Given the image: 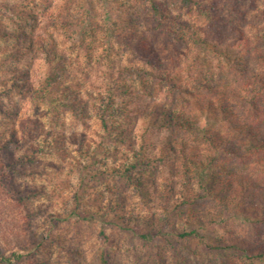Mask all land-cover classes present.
<instances>
[{
	"label": "trees",
	"instance_id": "trees-1",
	"mask_svg": "<svg viewBox=\"0 0 264 264\" xmlns=\"http://www.w3.org/2000/svg\"><path fill=\"white\" fill-rule=\"evenodd\" d=\"M175 1L185 14L193 16L198 12L199 21H183V15H175L164 0L146 1L156 28L174 45V68H163L160 55L151 48L150 33L140 30L127 15L121 16L124 29L117 33L116 44L124 47L130 56L138 54L161 80L177 86L178 92L174 90L171 99L182 104L181 112L150 103L145 95L132 90L123 97L118 93L122 77L104 70L98 91L90 94L88 102L73 85V74L83 64L67 57L54 39L38 38L41 40L38 43L31 39L23 47L12 48L14 59L24 66L15 71L9 83L2 84L0 114L10 112L5 109L4 99L14 92L27 98L32 107L37 108L43 102L51 113H69L73 122L82 126H87L93 107L98 112L97 122L102 131L96 130L100 137L97 140L83 130L69 135L42 128L30 117L22 119L20 124L10 116L0 119L5 132L0 133V264H52L51 259L38 254L65 214L57 211L47 215L49 210H43L39 199L51 193L45 186L31 182L37 176L49 175L48 168L55 166L50 157L76 160L75 167L83 174L86 168V172L96 173L102 179L126 178L135 191L157 199V214H162L160 225L170 224V215L181 219L182 224L174 225L171 234L153 228L143 233L137 228L153 227L150 219L154 220L156 215L138 220L122 210L123 201L102 205L103 213L120 216L127 230L144 241L164 239L172 245L196 240L222 256L240 252V258L250 262L264 261V51L252 47L260 37L257 33L260 25L251 21L245 11L227 15L228 4L222 1ZM226 26L233 29L231 39L220 36L219 27ZM87 57L91 66L104 62L103 55L93 54L91 50ZM205 67L218 73L217 84L202 77ZM65 74L72 79L69 76L65 81L61 78ZM115 97L122 99L121 102ZM120 117L125 124L118 123ZM203 118L207 120L203 122ZM138 120H143L144 126L133 127ZM183 133L187 135H182L185 138L170 137ZM106 138L120 143L117 150L121 154L129 150L132 156H127L123 164L118 163L121 158L116 156L107 169L95 166L99 150L110 146L103 145ZM81 159L92 165L82 163ZM142 165L155 170L167 168L176 186L171 188L167 180L172 178L167 179L159 191L152 193V185L144 184L141 175H137ZM58 194L59 203L69 202L72 206L66 196ZM71 199L78 206L81 204L75 185ZM207 206L210 208L206 213ZM68 212L73 216L77 209ZM89 218L93 219L94 214ZM206 225H219L226 236L213 244L207 243L200 233V228ZM100 234L106 236L104 231ZM26 235L27 239L21 241ZM175 246H172L174 250ZM186 249V246L180 248L184 253ZM110 256L102 248L96 261L113 264Z\"/></svg>",
	"mask_w": 264,
	"mask_h": 264
},
{
	"label": "rangeland",
	"instance_id": "rangeland-1",
	"mask_svg": "<svg viewBox=\"0 0 264 264\" xmlns=\"http://www.w3.org/2000/svg\"><path fill=\"white\" fill-rule=\"evenodd\" d=\"M146 1L0 0V88H2V84L10 82L17 69L24 66L16 62L11 52L12 48L15 49L17 45L23 47L31 39H35L38 43L41 40L44 41V38H51L64 50L67 57L83 64L79 67L80 70L73 74L75 79L73 85L79 91L81 98L86 101L91 98V93L98 91L97 85L103 80L101 71L104 70L106 72L112 71L122 77V84L121 87H118V93L123 97L127 91L132 90L145 95L150 103L169 106L172 110L177 109L181 112L182 104L171 99V95L178 92L177 86L175 87L172 83L161 80L157 76L156 70L146 65L138 54L130 56L132 54L125 51L124 47L122 48L116 44L118 40L117 33L124 29L121 16L122 14L127 15V17L134 20L140 30L143 29L150 33L151 48L160 55L163 68H174V62L172 61L174 45L168 37L156 28V23L151 19ZM164 1L169 4L175 15H183V21L193 19L198 22V17L201 18L198 12H195L193 16L190 13L181 12L175 0ZM221 1L228 4L226 7L227 15H238L239 12L245 11L244 14L251 21L253 20V22L260 25V30L257 32L260 35L257 41H260V43L255 41L252 47H259L260 51H264V0H240L239 3L238 0H234V2L216 0V3ZM233 8L236 11H231ZM219 28L222 31L220 35L222 38L231 39L234 36L233 29L227 26ZM90 50L93 54L103 55L102 60L104 62L100 61V64L96 66L88 65L87 55ZM40 63L38 61L39 65ZM109 63H112V66ZM82 71L85 73L82 74ZM208 71H210L209 67H205L201 71L202 77L206 78L205 81L210 80L211 83L217 84L220 78L218 73L213 69L210 72ZM69 76L71 78V75ZM69 76L65 74L61 78L67 81ZM115 99H118L119 102L122 100L116 97ZM4 106L10 112L0 114L1 120L10 116L11 120L13 119L14 122L20 124L22 119L30 117L35 119L42 128L65 132L69 135L78 134L77 131L83 130L89 137L100 140V137L96 135V130H102L97 122L98 112L93 107L90 108L92 115L89 121L86 122L87 126H82L77 122H73L71 114L59 111L51 113L43 102H40L37 108L32 107L27 98L14 92L9 93L8 97L4 99ZM206 120V118H203V122ZM209 121L216 123L214 119ZM135 122L133 127L144 126L143 120ZM118 123L125 124L124 119L120 117ZM0 133H5L3 127H0ZM182 135L187 136L183 133L170 134V137H184ZM109 144L111 147L100 149L97 153L96 160L98 164L93 163L95 166L107 169L114 163L116 156L119 155L121 158L118 161L120 164L127 161H125L127 156H132L129 150H125L124 154H121L117 150L120 143L114 142L112 138H106L103 142V145ZM50 158L55 166L48 168L49 175L37 176L31 182L45 186L51 193L49 197L39 199L43 203V210H49L47 215H49L48 213L56 214L57 211L65 214V216H62V222L56 224L57 230L53 231V238H48L46 246L42 247L38 254L46 259H51L52 264H98L96 256L102 248L110 253L109 260L113 264H264V261L250 262L244 258L242 259L240 258V252H236V254L227 253L222 256L196 240L191 241L189 244L184 241L173 242L172 245L164 239H157L152 242L144 241L134 235L131 230H127V227L120 220V216L117 217L112 212L108 215L103 213L102 205H107L116 200L120 201L119 203L123 201L125 205L122 210L137 217L138 220L142 217L151 218L149 217L151 214L156 215L154 220L150 219L152 225H154L153 227L145 225L137 228L143 233L153 228V231L154 229H161L167 235L171 234L174 225L180 226L182 224L181 219L172 218V215H170V224L161 223L160 225L159 218L162 217V214H157V204L159 203H157V199L155 200L148 195L135 191L132 182L126 178L110 177L102 179L96 173L86 172V168H84V174L78 172L75 167L77 161L72 158H66L65 160ZM82 163L92 165V162L86 159ZM137 173L138 171L135 172V174ZM139 174L144 184L152 185V193L159 191L162 183L167 179L172 178V181L167 180L171 188L176 186L174 176L170 177L167 168L158 167L155 170L152 167L142 165L139 167L137 175ZM74 185L81 195L79 206L71 199ZM58 193L66 196L73 203L72 206L69 202L66 204L59 203ZM93 193H97L98 196H93ZM75 208L77 209L75 215L70 216L67 214L68 211L71 212ZM207 208L210 207L207 206ZM208 210H205L206 213ZM12 214H16V211ZM91 214H94L93 219L89 218ZM226 217L228 215H225ZM102 231L106 236L100 234ZM200 233L209 244H213L216 239L226 236L225 230L219 225H206L200 228ZM8 237L11 239V235H8ZM26 239L27 235L22 236L21 241ZM173 245H176V250L172 247ZM183 246L187 247L185 253L180 250ZM178 248L180 251H178ZM76 251L79 252V255L72 256L74 255L73 252ZM179 252H181V256Z\"/></svg>",
	"mask_w": 264,
	"mask_h": 264
}]
</instances>
